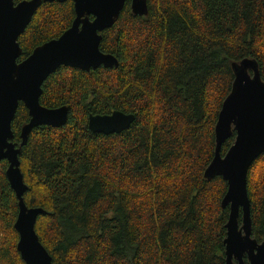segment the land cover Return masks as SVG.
<instances>
[{
  "label": "trees",
  "instance_id": "trees-1",
  "mask_svg": "<svg viewBox=\"0 0 264 264\" xmlns=\"http://www.w3.org/2000/svg\"><path fill=\"white\" fill-rule=\"evenodd\" d=\"M22 0H16L19 2ZM131 0L101 50L119 65L61 66L41 103L69 107L60 127L39 125L20 154L36 231L55 264H227L222 207L228 182L205 170L216 124L234 82L233 63L255 58L264 80V0ZM76 17L74 0L44 2L19 42L20 60L59 37ZM136 115L121 133L93 132L90 114ZM31 115L20 103L12 128L22 142ZM236 132L222 147L225 155ZM0 160V264H27L18 250L19 199ZM253 236L264 242V154L251 166Z\"/></svg>",
  "mask_w": 264,
  "mask_h": 264
},
{
  "label": "water",
  "instance_id": "water-1",
  "mask_svg": "<svg viewBox=\"0 0 264 264\" xmlns=\"http://www.w3.org/2000/svg\"><path fill=\"white\" fill-rule=\"evenodd\" d=\"M56 0H0V160L7 159V175L19 199L15 228L18 250L27 264H55L36 231L42 207H29L24 194L28 185L21 169L20 154L32 130L39 125L60 127L69 119V107L50 108L41 103L43 85L61 66L90 71L119 65L118 58L101 50L103 31L114 26L128 0H74L76 17L59 38L34 49L24 60L19 42L35 13L44 2ZM65 2L67 0H58ZM136 15H147V0H131ZM234 82L223 102L216 124L215 156L205 170L212 180L222 176L228 182L222 207H229L226 224L227 264H264V242L253 236L248 174L252 164L264 154V80L255 58L233 63ZM29 109L31 119L21 131L22 142L14 141L12 124L20 103ZM136 115L121 110L110 114H90L93 132L121 133ZM236 132L235 143L225 155L222 147Z\"/></svg>",
  "mask_w": 264,
  "mask_h": 264
},
{
  "label": "flooded vegetation",
  "instance_id": "flooded-vegetation-1",
  "mask_svg": "<svg viewBox=\"0 0 264 264\" xmlns=\"http://www.w3.org/2000/svg\"><path fill=\"white\" fill-rule=\"evenodd\" d=\"M72 24H73V23H72ZM71 26H72V25H71ZM71 26H70V27H71ZM70 27H69V28H70ZM65 31H66V30H65ZM65 31H64V32H65ZM64 32H63V33H64ZM63 33H62V34H63ZM62 34H61V35H62ZM61 35H60V36H61ZM60 36H59V37H60ZM59 37H57V38H59ZM38 46H39V45H38ZM38 46H37V47H38ZM33 51H34V50H33ZM26 58H27V57H26ZM24 59H25V58H24ZM24 59H22V60H24Z\"/></svg>",
  "mask_w": 264,
  "mask_h": 264
}]
</instances>
